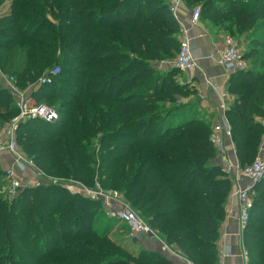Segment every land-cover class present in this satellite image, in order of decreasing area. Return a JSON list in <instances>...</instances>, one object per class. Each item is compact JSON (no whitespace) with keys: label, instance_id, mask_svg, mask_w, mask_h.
Returning a JSON list of instances; mask_svg holds the SVG:
<instances>
[{"label":"trees","instance_id":"trees-1","mask_svg":"<svg viewBox=\"0 0 264 264\" xmlns=\"http://www.w3.org/2000/svg\"><path fill=\"white\" fill-rule=\"evenodd\" d=\"M183 1L201 5L200 20L210 19L211 29L255 33L244 55L252 66L227 84L234 102L226 116L244 167L264 144V0ZM172 4L12 0L0 15V69L21 89L31 87L34 102L55 101L47 105L57 121L31 120L17 130L19 146L43 172L116 190L194 264H218L233 183L196 89L165 64L178 54L182 34ZM17 114L0 84V129ZM257 190L243 232L246 264H264V178ZM15 200L22 218L0 200V264L19 253L32 264H174L159 249L117 247L110 236L122 221L109 218L101 202L57 185L26 188Z\"/></svg>","mask_w":264,"mask_h":264},{"label":"built area","instance_id":"built-area-1","mask_svg":"<svg viewBox=\"0 0 264 264\" xmlns=\"http://www.w3.org/2000/svg\"><path fill=\"white\" fill-rule=\"evenodd\" d=\"M172 11L177 15V6L180 0H172ZM201 17V8L196 7L192 12V22L197 23ZM181 22V21H180ZM182 34L180 37V50L176 57L165 63L168 66L182 71H189L196 66V60L191 46L189 29L181 22ZM220 66L226 74L231 75L238 70L246 69V61L242 56L241 46L237 38L231 34L224 36V48L219 60ZM1 71V69H0ZM59 68L52 70L56 76ZM3 85L8 88L14 97L18 114L7 124L0 133V161L10 160L4 169L5 178L8 181L10 197H17L26 188L39 187L45 184L57 185L58 181L62 188L72 194H78L103 204L104 212L109 218H118L126 223L133 232L135 242L143 239H156L160 242L162 252H176L157 231L153 230L135 211L130 209L128 202L116 190H106L101 185L89 187L80 181L59 179L48 176L36 163L29 159L17 140V130L21 123L31 120H43L55 122L59 118L58 111L47 105L38 104L28 95L26 89H21L12 78L7 77L1 71ZM44 80L41 82L43 83ZM30 89V88H29ZM234 102L233 96L223 88L219 96L218 118L213 123L212 140L219 149V162L223 171L232 180L231 195L237 199V209L233 215L237 219L240 228H246L250 212L254 208L258 196L257 185L264 178V157L258 156L250 164L242 167L237 158L234 144L232 142L231 127L226 116V110ZM224 137L231 139L235 155L230 156L224 150ZM47 180V183L45 182ZM230 195V196H231ZM230 252L225 249L219 253L220 256H227ZM246 262L247 251L244 253Z\"/></svg>","mask_w":264,"mask_h":264},{"label":"crops","instance_id":"crops-1","mask_svg":"<svg viewBox=\"0 0 264 264\" xmlns=\"http://www.w3.org/2000/svg\"><path fill=\"white\" fill-rule=\"evenodd\" d=\"M192 12L193 9L189 8L183 0H180L177 6V15L179 20L189 29L193 55L196 60V66L186 73L187 80H191V87H194L197 91L196 99L199 100L201 106L210 113V118L216 121L219 115L218 106L220 92L223 88H227L231 76L226 74L219 64L221 53L224 48V36L226 34L211 29L209 24L202 20L193 23ZM26 90L30 96V89L26 88ZM223 140L224 150H226L230 156H234L235 153L231 139L224 137ZM262 150V155L264 156V149ZM9 162L10 160L8 159L1 163L7 166ZM237 205L236 197L231 195L227 206V216L222 225L221 237L218 245L219 253L222 249L226 248L230 254L227 256L219 255L218 264H246L244 256L246 250L243 236L244 230L240 228L237 219L233 215L234 211L237 209ZM141 242L143 244L149 243L152 246H160V242L156 239L146 238ZM174 250L176 251L175 253L169 252L166 254L174 264H191L189 261L182 258V255L177 252L175 248Z\"/></svg>","mask_w":264,"mask_h":264},{"label":"rangeland","instance_id":"rangeland-1","mask_svg":"<svg viewBox=\"0 0 264 264\" xmlns=\"http://www.w3.org/2000/svg\"><path fill=\"white\" fill-rule=\"evenodd\" d=\"M12 0H6L4 3H2V5H0V15L2 13H6V12H9L11 11L12 9ZM196 7H200L201 8V5H196L194 7H189V8H192V9H195ZM202 18V16H201ZM210 23V19H207V24ZM232 30H229V31H224L222 30L221 33H224V34H231L233 35L235 38H237L240 42V45H241V52H242V56L243 58L245 59V52L247 50V43H248V40H251L253 37V35L255 34L254 31L253 33L251 32L250 34H247V33H244V31H237L236 28H233L231 27ZM213 30H219L218 28H215ZM256 36V35H255ZM246 69L247 68H250L252 66V64H250V62H248L246 59ZM178 72H179V75L177 77V80L181 83H184L185 85L189 84L190 88H194V87H191V80H187V71H182V70H179L178 69ZM2 79H3V76L1 74V71H0V84H2ZM30 90H32V88L30 87ZM194 98H197L196 96H194ZM192 98V99H194ZM191 99V100H192ZM186 100H189V98L185 99ZM195 100V99H194ZM51 102H55V101H49L48 103L51 104ZM46 103V102H45ZM47 103V104H48ZM200 103V102H199ZM44 104V103H43ZM199 110L202 111L201 112V117L204 118V120H208L210 118V113L204 109L201 104L199 105ZM206 115V116H205ZM3 129V128H2ZM1 130V129H0ZM262 149H264V147L262 146L261 150L259 151V154L257 155L260 156V157H264L262 154ZM2 161H0V200L3 202H7L10 206H15V211L17 212V214H19L21 216V211L24 209L23 207V204H19L16 200L14 201V199L16 197H10V191H9V185H8V181L6 180L5 178V174H4V169H5V164L4 163H1ZM68 181V180H66ZM47 183V180L45 181ZM62 181H58V184L57 186H59ZM49 185H53V184H45V186H49ZM61 187V186H60ZM91 187V186H89ZM129 204V203H128ZM129 207L130 209H132L133 211H135L139 216L140 214L129 204ZM22 218V216H21ZM106 218V217H105ZM13 222H15V220L13 219ZM16 222L19 226H21V221L20 219H16ZM127 225L126 223L124 222H120V224L112 231L111 233V236H110V240L118 247H121V248H124V249H127L129 250L130 252H136L139 250L140 247H145V248H148V249H152L153 251H156L159 249V247H157L156 245H151V244H147V243H142L141 241L139 242H135L134 241V237H133V232L131 231V229L128 227V226H125ZM16 231V230H15ZM150 246V247H149ZM26 247L28 248L29 251H31V247L29 245H26ZM50 250H52V247L50 248ZM177 252H179L182 256V258H184L185 260L189 261L191 264H194L192 261L189 260L188 257H186L179 249H176ZM139 252V251H138ZM165 254H168V253H165ZM41 256H43V253L41 254ZM127 257V255H125ZM25 256L23 255H20L19 254H16L15 255V259L12 260V264H32L30 258L28 259H24ZM129 258V257H128ZM45 262V261H43ZM42 262V263H43ZM133 264H136V263H133Z\"/></svg>","mask_w":264,"mask_h":264}]
</instances>
